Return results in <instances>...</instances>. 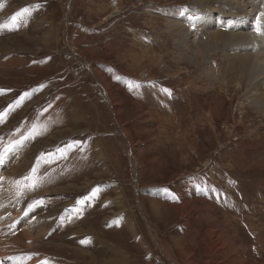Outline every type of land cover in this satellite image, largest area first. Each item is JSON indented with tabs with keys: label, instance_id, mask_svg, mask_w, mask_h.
Segmentation results:
<instances>
[{
	"label": "rangeland",
	"instance_id": "1",
	"mask_svg": "<svg viewBox=\"0 0 264 264\" xmlns=\"http://www.w3.org/2000/svg\"><path fill=\"white\" fill-rule=\"evenodd\" d=\"M204 1L0 0V264H264L254 84L170 31L238 18Z\"/></svg>",
	"mask_w": 264,
	"mask_h": 264
},
{
	"label": "bare ground",
	"instance_id": "2",
	"mask_svg": "<svg viewBox=\"0 0 264 264\" xmlns=\"http://www.w3.org/2000/svg\"><path fill=\"white\" fill-rule=\"evenodd\" d=\"M244 2L247 5L240 4L236 6L234 4L228 3L227 0H207L204 2H198V4H201L202 7L203 6L208 7L209 5L211 7V4L213 5V3H215L216 5L223 7V9L221 10H224L225 8V11L227 9L228 11H230V13L233 14L232 16H234L235 14L238 16V18L232 19L229 23H227L225 19L226 16L223 17L224 15L220 16L217 14L218 15L217 24L213 26L212 24L207 22L208 20H210V16L205 12L199 11V14L201 15V16L199 15V17H202V19L205 21L198 22L199 21L198 20L196 22V21H192L191 19L189 20V22H186V21L183 22L179 19L180 22L179 21L178 22L179 23L182 22L180 25L185 26L188 30L193 29L192 31L193 38L191 37L192 41L190 42L187 41L188 39L184 38V35L186 34H183V33L185 31L181 33L180 32L181 28H179L178 25L177 26L173 25L172 26L173 28L171 27L170 31L173 32L178 37V40H180V43L178 42L180 60H182V56H183L184 58L186 57L192 58V60H194L195 63L200 62L203 65L205 59L210 58L211 60H213L214 57L216 56L214 54L226 53V58H225L226 69L224 73H221L222 79L226 80L227 84H229V82H231L232 80H236L235 82H237L238 84V88H237L238 91L240 90L241 85L246 86L248 84H254V88H253L254 92H253V89L252 91H249V97L246 100L247 101L256 100V102L259 105L260 112L264 114V65H261L264 63H262L263 60H259L260 58L264 57V53H262L264 51V0H245ZM194 6H196V4ZM247 6L250 9H248ZM215 9H219V8L215 7ZM256 11L257 12L260 11L261 15L256 14L255 13ZM187 14H188V11H187ZM195 19L196 18H194V20ZM185 27H182V28H185ZM231 33L235 35H231ZM197 35L200 37H197ZM199 38L201 40L205 38L206 40H203L202 42L206 41V43H199ZM194 39H196L198 43H194ZM260 55L261 57H259ZM151 59L154 60L153 57H151ZM101 77H99V80L101 79L100 84L104 88L106 93H108L109 92V90L107 89L108 84L104 83L105 81L103 80V77L102 78ZM183 80H186V79H183ZM244 96H246V94ZM237 124H239L238 121H237ZM124 136L126 137V135ZM1 192L2 193L0 194V217H1V214H3L4 211L6 213L9 208L3 202L4 199L6 197H9L11 200V203L15 202V197H12L11 195H9L5 191V189L4 191H1ZM27 224H30V223H27ZM211 232L213 233V231ZM218 233L222 236L225 235V231L223 229H219ZM215 236H218V235H214V237ZM15 240L18 241L19 239L16 237ZM0 244L3 247L4 244L7 245L8 243L6 244V242H0ZM10 258L11 259L8 260L7 264H24V261L16 259L15 256H11Z\"/></svg>",
	"mask_w": 264,
	"mask_h": 264
},
{
	"label": "snow or ice",
	"instance_id": "3",
	"mask_svg": "<svg viewBox=\"0 0 264 264\" xmlns=\"http://www.w3.org/2000/svg\"><path fill=\"white\" fill-rule=\"evenodd\" d=\"M28 11H29V9H28V8H25V9L22 10V12L17 13V14H16L15 16H13L11 19H12L13 21H17L18 18H19L21 15H23L24 13H28ZM5 28H7V30H10V31H11V30H14L13 27H10V26H8V25H0V31L4 30ZM162 91L167 92L169 95L171 94V93H170V90H168V89H163ZM0 94H2V93H0ZM27 95H28L27 93L24 94V96H27ZM4 115H6V113H0V119H2ZM0 163H3V161L0 160ZM86 242H87V241H82V243H86Z\"/></svg>",
	"mask_w": 264,
	"mask_h": 264
},
{
	"label": "crops",
	"instance_id": "4",
	"mask_svg": "<svg viewBox=\"0 0 264 264\" xmlns=\"http://www.w3.org/2000/svg\"><path fill=\"white\" fill-rule=\"evenodd\" d=\"M70 59H71V61H73L72 63H75V64H79V65H80V63H79L76 59H74L73 57L70 56V58H68V60H70ZM75 64H74V65H75ZM71 73L73 74V72H71ZM73 80H74V79H73ZM47 81H48V80H46V82H47ZM43 82H45V81H43ZM46 82H45V83H46ZM43 84H44V83H43ZM50 89H52V87H51Z\"/></svg>",
	"mask_w": 264,
	"mask_h": 264
}]
</instances>
